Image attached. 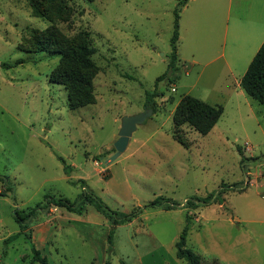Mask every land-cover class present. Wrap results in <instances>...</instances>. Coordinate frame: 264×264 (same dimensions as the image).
<instances>
[{
  "label": "rangeland",
  "instance_id": "rangeland-1",
  "mask_svg": "<svg viewBox=\"0 0 264 264\" xmlns=\"http://www.w3.org/2000/svg\"><path fill=\"white\" fill-rule=\"evenodd\" d=\"M65 1L74 15L56 29L68 38L90 32L100 69L95 104L76 110L50 81L60 55L21 50L51 22L35 15L33 0H0V174L14 185L0 197V232L18 235L1 243L0 264H37L33 247L49 264H188L176 249L187 226L186 248L201 264H264V105L237 87L264 44V0ZM175 11L177 71L158 81L173 53ZM187 95L224 112L207 135L183 126L185 147L173 137V114ZM145 112L107 165L123 119ZM84 189L119 215L142 213L114 226L81 202ZM221 189V203L186 207ZM46 197L78 201L83 213ZM158 197L179 207L148 206ZM33 209L21 231L14 211Z\"/></svg>",
  "mask_w": 264,
  "mask_h": 264
},
{
  "label": "trees",
  "instance_id": "trees-1",
  "mask_svg": "<svg viewBox=\"0 0 264 264\" xmlns=\"http://www.w3.org/2000/svg\"><path fill=\"white\" fill-rule=\"evenodd\" d=\"M187 2V0H184ZM33 9L35 15L43 17L51 22V26L46 31H34L29 39L21 46V50L27 53H56L61 59L57 68L50 75V81L64 86L68 92V107L70 110L86 107L95 104L94 79L100 72L97 64L93 60L96 53L91 47L92 38L90 32L82 31L73 38H68L56 29L57 22H69L74 15V10L65 0H33ZM175 31L171 40L173 53L168 71L158 78V81L168 78L170 73L177 71V51L179 39V13L175 11ZM8 68L6 65H3ZM172 80V79H171ZM240 86L244 93L252 100L264 105V44L261 45L258 52L249 64V67L243 76ZM156 92L147 102V108L154 107V97ZM224 109L220 105H212L192 96H184L179 102L173 114L174 139L182 146H188L187 140L182 135V128L185 125L190 126L202 135L209 134L219 122ZM241 153V148H239ZM244 160H242L243 163ZM0 182L5 192H12L14 185L10 182L8 176L0 174ZM225 189H221L217 195H209L206 199L192 198L187 200L186 207L195 209L201 205H210L220 202V198ZM244 189H240L242 192ZM2 192V195L6 194ZM81 202L94 205L98 211L108 217L114 226L124 225L137 219L142 210L138 209L131 214H118L105 207L102 202L91 191L84 189L80 196ZM49 200L47 205H53L58 208H64L69 212L82 214L84 206L78 201H70L66 198L46 197ZM221 203V202H220ZM148 206L160 208L163 210H173L179 207V204L172 202L164 197H158ZM35 210L29 213H20L15 210L13 218L19 224L20 230L25 231L28 228L29 221L34 217ZM188 226L185 227L176 243L177 257L186 260L188 264H201L202 258L192 250L187 249ZM18 238V235L11 236L4 240L8 245ZM31 240L32 237L29 236ZM111 240V238H109ZM33 263L49 264L47 258L35 247L32 249ZM6 254V251L4 252Z\"/></svg>",
  "mask_w": 264,
  "mask_h": 264
},
{
  "label": "water",
  "instance_id": "water-1",
  "mask_svg": "<svg viewBox=\"0 0 264 264\" xmlns=\"http://www.w3.org/2000/svg\"><path fill=\"white\" fill-rule=\"evenodd\" d=\"M148 117V113L139 114L132 117H125L122 121V127L119 132V138L116 141L114 148L115 153L106 160V164L109 165L113 163L117 158H119L128 148L130 139L134 132L137 130L138 125L145 122Z\"/></svg>",
  "mask_w": 264,
  "mask_h": 264
},
{
  "label": "crops",
  "instance_id": "crops-1",
  "mask_svg": "<svg viewBox=\"0 0 264 264\" xmlns=\"http://www.w3.org/2000/svg\"><path fill=\"white\" fill-rule=\"evenodd\" d=\"M187 74H188V73H187ZM240 83H241V82H240ZM237 87L240 88V89L242 90L240 84H238ZM175 91H176V89H175ZM243 92H244V91H243ZM239 93L242 94L241 91H239ZM209 104H210V103H209ZM212 105H213V104H212ZM3 191H4V189H3V185L1 184V187H0V197H3V198H4L5 196L2 195V192H3ZM0 222H1V220H0ZM9 236H11V235H9ZM9 236H5L3 233L0 232V247H1V243H3L4 240H6Z\"/></svg>",
  "mask_w": 264,
  "mask_h": 264
},
{
  "label": "built area",
  "instance_id": "built-area-1",
  "mask_svg": "<svg viewBox=\"0 0 264 264\" xmlns=\"http://www.w3.org/2000/svg\"><path fill=\"white\" fill-rule=\"evenodd\" d=\"M172 92H175V88L172 89Z\"/></svg>",
  "mask_w": 264,
  "mask_h": 264
}]
</instances>
